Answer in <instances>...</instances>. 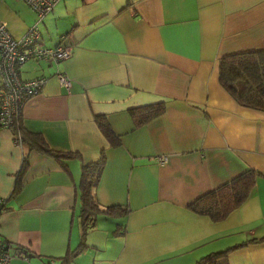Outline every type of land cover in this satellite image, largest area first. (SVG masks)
<instances>
[{
  "label": "crops",
  "instance_id": "1",
  "mask_svg": "<svg viewBox=\"0 0 264 264\" xmlns=\"http://www.w3.org/2000/svg\"><path fill=\"white\" fill-rule=\"evenodd\" d=\"M37 22L24 1L0 0L13 38ZM39 28L46 46L73 51L20 68L24 79H45L22 130L42 149L0 131V237L31 254L11 264H62L79 247L82 169L104 153L96 197L127 213L99 214L73 264H196L238 245L230 264H264V243L253 242L264 238V112L241 106L219 77L224 57L264 49V0H62ZM161 104L163 114L141 122L139 108ZM49 151L77 157L65 170ZM248 169L257 185L225 221L191 208Z\"/></svg>",
  "mask_w": 264,
  "mask_h": 264
},
{
  "label": "trees",
  "instance_id": "2",
  "mask_svg": "<svg viewBox=\"0 0 264 264\" xmlns=\"http://www.w3.org/2000/svg\"><path fill=\"white\" fill-rule=\"evenodd\" d=\"M33 60L47 62L46 59H30L26 63ZM19 72L21 78H23L21 70H19ZM219 77L223 88H225L241 106L264 112V49L253 52L236 53L224 57L219 66ZM23 80L30 81L24 78ZM164 111L165 105L161 104L141 107L137 113L142 123H148L150 120L163 114ZM17 117L19 118L17 122L15 121L16 124L13 132L21 135L23 146H27L33 150L42 149V143L39 137L32 139L30 136L28 138L22 132L24 129L22 110ZM97 122L111 146H120L121 137L113 130L108 119L99 117ZM1 130L0 128V131ZM49 153L58 160L61 167L65 170L68 169L70 160L77 157L75 154H59L53 151H49ZM105 163L106 154L104 153L98 162L83 166L80 183L83 203L81 214L82 240L79 247L64 258L62 261L63 264H73L78 254L86 249V235L99 214L104 213L111 217L119 214L125 215L127 213L126 207L123 205L102 207L96 197L95 188L100 182ZM257 180V171L248 169L229 182L199 197L191 204V208L198 214L209 216L215 222L225 221L249 197L257 185ZM21 188L22 181L18 180L15 193H18ZM5 242L7 246L13 249L9 241L5 239ZM253 242L264 243V238L259 240L255 239ZM239 246L241 245L214 252L204 257L196 264H230V253ZM13 251L22 258L31 257V254L26 249L15 248Z\"/></svg>",
  "mask_w": 264,
  "mask_h": 264
},
{
  "label": "built area",
  "instance_id": "3",
  "mask_svg": "<svg viewBox=\"0 0 264 264\" xmlns=\"http://www.w3.org/2000/svg\"><path fill=\"white\" fill-rule=\"evenodd\" d=\"M29 4L37 13L38 22L30 32L22 38L15 39L5 25H0V128L13 130L19 117L18 114L26 104L34 98L45 79L38 78L24 81L20 76V67L30 59L49 60L60 63L68 59L73 51L72 46L58 45L48 47L43 43L39 25L62 0H22ZM60 81L68 88L71 82L59 74ZM16 121V122H15ZM22 145V140H17ZM167 159H161L164 164ZM6 208V200L0 196V219ZM20 257L7 246L5 239L0 237V264H11Z\"/></svg>",
  "mask_w": 264,
  "mask_h": 264
},
{
  "label": "rangeland",
  "instance_id": "4",
  "mask_svg": "<svg viewBox=\"0 0 264 264\" xmlns=\"http://www.w3.org/2000/svg\"><path fill=\"white\" fill-rule=\"evenodd\" d=\"M29 62H30V61H29ZM29 62H28V63H29ZM2 198L5 199V200H6V203H7V198H5V197H2ZM4 211H5V210H4Z\"/></svg>",
  "mask_w": 264,
  "mask_h": 264
},
{
  "label": "water",
  "instance_id": "5",
  "mask_svg": "<svg viewBox=\"0 0 264 264\" xmlns=\"http://www.w3.org/2000/svg\"><path fill=\"white\" fill-rule=\"evenodd\" d=\"M63 264V263H62Z\"/></svg>",
  "mask_w": 264,
  "mask_h": 264
}]
</instances>
